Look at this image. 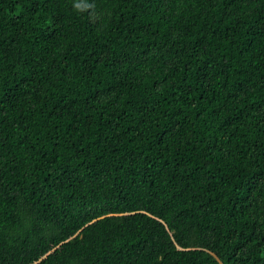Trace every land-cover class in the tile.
<instances>
[{"label": "trees", "instance_id": "trees-1", "mask_svg": "<svg viewBox=\"0 0 264 264\" xmlns=\"http://www.w3.org/2000/svg\"><path fill=\"white\" fill-rule=\"evenodd\" d=\"M0 264H264V0H0Z\"/></svg>", "mask_w": 264, "mask_h": 264}]
</instances>
